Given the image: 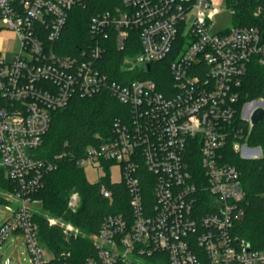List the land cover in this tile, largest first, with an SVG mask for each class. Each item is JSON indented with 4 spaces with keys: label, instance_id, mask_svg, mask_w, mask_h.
<instances>
[{
    "label": "built area",
    "instance_id": "obj_1",
    "mask_svg": "<svg viewBox=\"0 0 264 264\" xmlns=\"http://www.w3.org/2000/svg\"><path fill=\"white\" fill-rule=\"evenodd\" d=\"M76 3L0 0V22L20 43L10 59L0 50V167L17 183L1 192L8 215L0 226V245L22 233L34 264H75L57 258L39 240L35 213L67 237L84 234L36 206L42 201L33 194L57 167L37 150L53 111L74 96L109 89L131 112L115 119L109 137L97 134L77 164L118 163L131 214L103 220L89 236L96 251L82 264L139 263L145 256H153L152 264H264V248L253 249L235 234L246 191L237 167L225 161L228 144L244 158L262 155L247 138L253 114L264 109V96L243 103L241 98L251 65L264 69V29L234 24L211 31L219 12L215 0H122L91 17L93 43L66 54L58 41ZM134 33L139 51L123 63L144 76L127 83L110 79L101 67L109 48L103 41L113 37L121 51L136 48L130 42ZM164 61L171 82L161 89L145 74L153 63V70L164 69L158 65ZM101 192L111 195L105 185ZM79 204V193L72 191L68 208L74 211Z\"/></svg>",
    "mask_w": 264,
    "mask_h": 264
},
{
    "label": "trees",
    "instance_id": "obj_2",
    "mask_svg": "<svg viewBox=\"0 0 264 264\" xmlns=\"http://www.w3.org/2000/svg\"><path fill=\"white\" fill-rule=\"evenodd\" d=\"M121 1L77 0L70 10L65 31L58 41V50L71 54L83 45L93 43L94 39L89 31L91 17L114 8ZM225 6L232 11L234 24L258 25L264 29V0H225ZM258 8L261 11L256 15ZM130 42L136 44V48H125L121 51L115 47L113 37L103 41L109 48L101 67L110 79L127 83L131 79L144 76L136 70H127L124 66L125 56L139 51V38L136 33ZM167 62L158 63L164 66L161 71L156 70L159 67L157 65L153 70V63L151 70L145 74V77L155 79L161 89L171 82ZM261 96H264V69L259 64H253L244 81L241 103ZM130 112L109 89L101 90L91 97L74 96L67 106L53 111L50 128L37 150V155L56 161L57 167L46 173L42 187L33 197L42 201L44 212L72 222L84 234L67 237L60 226L50 225L43 214L35 213L33 218L37 223L39 240L57 258L82 264L96 251L89 236L99 231L103 220L110 214H131L129 190L123 180H111V162L104 163L106 174L99 182L94 183L87 180L84 168L77 164V159L85 148L96 142L97 134L109 137L115 119L120 116L127 117ZM247 142L250 146L260 147L262 155L257 158H244L228 144L225 161L237 167L246 191L242 202L244 214L236 222L235 234L245 239L251 248L260 250L264 248V117L254 124ZM101 185L107 187L111 192L110 196L101 192ZM16 187L17 183L7 178L4 169L0 167V202L5 203L1 191H12ZM72 191H77L80 195V204L74 211L68 208V198ZM147 192L152 194L150 189ZM66 252H70V255L67 256ZM152 259L153 256H145L142 262L131 264H152Z\"/></svg>",
    "mask_w": 264,
    "mask_h": 264
},
{
    "label": "rangeland",
    "instance_id": "obj_3",
    "mask_svg": "<svg viewBox=\"0 0 264 264\" xmlns=\"http://www.w3.org/2000/svg\"><path fill=\"white\" fill-rule=\"evenodd\" d=\"M215 2L217 3L216 6L218 7L219 12L215 14L214 25L211 31L222 30L233 26L232 13L227 9L224 1L215 0ZM19 47L20 43L16 32L0 22V50H2L5 58L10 59ZM83 168L87 180L92 183L99 182L101 177L106 174L104 164L101 167L86 165ZM109 172L113 182H119L122 180L121 166L118 163H112ZM41 205L42 203L40 205L37 204L36 206L39 208ZM44 213L53 216L47 211ZM7 215L8 210L6 204L0 202V226L5 221ZM57 218L61 217L58 216ZM8 262L9 264H34L24 234L14 233L0 245V264H8Z\"/></svg>",
    "mask_w": 264,
    "mask_h": 264
},
{
    "label": "water",
    "instance_id": "obj_4",
    "mask_svg": "<svg viewBox=\"0 0 264 264\" xmlns=\"http://www.w3.org/2000/svg\"><path fill=\"white\" fill-rule=\"evenodd\" d=\"M264 117V109L263 108H259L255 111V113L252 116V122L253 124H257L259 123ZM258 152L260 151V148H258L257 150ZM9 264V262H8Z\"/></svg>",
    "mask_w": 264,
    "mask_h": 264
}]
</instances>
